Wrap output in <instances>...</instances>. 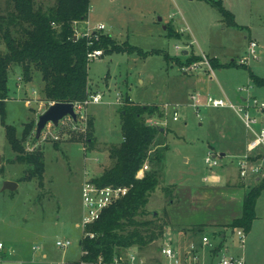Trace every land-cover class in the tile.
<instances>
[{"label": "rangeland", "instance_id": "374dc122", "mask_svg": "<svg viewBox=\"0 0 264 264\" xmlns=\"http://www.w3.org/2000/svg\"><path fill=\"white\" fill-rule=\"evenodd\" d=\"M54 1L37 3L46 7ZM221 2L234 15L235 25H228L218 7L206 0H91L88 18L78 23L77 32L94 31L104 23L105 29L98 31L110 34L118 45L126 42L142 52L106 53L103 49L102 55L91 58L89 79L93 93L100 92L103 100L82 106L76 121L67 117L57 126L50 122L37 140L38 116L51 103L42 92L41 72L36 70L26 82L20 66L10 69L6 120L15 125L26 151H42L45 168L41 180L24 177L28 166L16 159L0 117V264H66L80 259L82 183L86 175L98 177L113 164L109 148L122 140L121 110L127 95L159 108L145 114L147 123L160 128L149 155H162L161 161H148V170L159 169L160 185L146 210L160 216L170 213L173 221L168 227L173 232L207 230L216 244L221 239L218 233L224 231L226 254L248 255L246 264H264V190L244 244L236 229L225 223L241 211L243 194L257 181L252 173L241 177L236 164L248 140L244 124L232 108L195 106L191 97L197 94L204 103L211 94L238 104L245 94L239 91L243 86L264 102V86L251 77L254 73L264 78V0ZM7 4L8 0H0V14ZM250 40L258 43V56L242 63ZM0 50H5L2 40ZM192 63L198 68L186 70ZM166 103L170 106L165 107ZM90 119L94 121L92 138L87 136ZM209 151L219 154V166L207 165ZM259 174L263 177L264 170ZM6 180L17 181L18 188L4 190ZM168 185L174 186L172 197L164 194L163 187ZM198 219L219 223L186 228L173 223ZM58 239L71 244L59 247ZM163 241L175 243L174 235L166 231L162 239L132 248L153 258Z\"/></svg>", "mask_w": 264, "mask_h": 264}, {"label": "trees", "instance_id": "16d2710c", "mask_svg": "<svg viewBox=\"0 0 264 264\" xmlns=\"http://www.w3.org/2000/svg\"><path fill=\"white\" fill-rule=\"evenodd\" d=\"M206 1L218 7L228 25L236 24L234 15L221 0ZM90 7L91 0H55L46 7L37 0H8L5 12L0 14V40L5 44V50H0V117L6 139L17 153L16 159L28 166L25 178L41 180L45 159L41 150L26 151L15 125L6 120L10 69L20 66L21 77L26 82L33 79L36 70L40 71L46 100L74 103L84 101L94 91L88 73L89 54L94 49H104L106 53L142 52L126 42L118 45L110 34L100 31L75 37L76 23L87 20ZM251 77L257 85L264 86L263 77L254 73ZM158 110L157 105L141 104L129 95L125 97L121 110L122 140L109 148L114 162L93 180L101 186H127L129 190L106 207L98 219L86 225L80 240V259L66 264H97L100 256L110 262L130 247H143L164 237L170 225L168 213L164 211L160 216L156 211L146 210L152 193L160 185L159 169L152 167L142 178L136 177L146 161H161V154L149 155L160 128L145 120V114ZM88 127L87 136L92 138V119ZM26 135L25 131L23 136ZM253 160L259 161V158L253 157ZM163 190L165 196L172 197L174 186H164ZM263 190L264 175L245 191L241 214L226 227H241L248 233L257 216L256 204ZM220 247L218 244L214 252Z\"/></svg>", "mask_w": 264, "mask_h": 264}, {"label": "built area", "instance_id": "2783aa9c", "mask_svg": "<svg viewBox=\"0 0 264 264\" xmlns=\"http://www.w3.org/2000/svg\"><path fill=\"white\" fill-rule=\"evenodd\" d=\"M88 23V21H87ZM78 23H76V26ZM75 31L77 36H82L90 34L94 31H102L105 29V24L100 23L96 26L94 31H86L84 33H78ZM259 45L256 41L250 40L247 54L244 55L241 59L242 63H245L249 60L250 56L257 57ZM103 54L102 49H94L89 56L91 58L100 56ZM197 63H192L186 67V70L194 71L198 68ZM212 70L211 66H209ZM240 92H245L241 96V102L236 104L230 99H225L223 97H215L213 95H208L206 101L203 103L199 102L198 95L192 94L193 104L199 106L200 104H205L212 107H229L232 108L239 118L248 134V140L246 143L245 151L238 156H236V164L239 168L240 176L246 177L248 174L252 173V176H261L259 173H262L264 170V102L260 101L257 97L250 93L249 87H239ZM103 100V95L98 93H92L87 99L81 102H74L75 111L79 117V109L88 103H100ZM117 102H120V97H117ZM170 106V103H166L165 107ZM179 104H174L176 109ZM174 116L177 117V112L175 111ZM71 116H66L65 118ZM64 118V119H65ZM63 120V119H62ZM61 120V121H62ZM74 120V119H73ZM78 120V118H77ZM76 121V120H74ZM219 154L209 151L205 157V162L209 167L219 166ZM253 157H258L259 161L253 160ZM149 169V163L146 161L142 167L137 171L136 177L142 178L145 172ZM94 177H89L86 175L82 183V204H83V214L80 223V227L85 230L87 224L94 222L98 219L103 212V210L115 202L117 199L123 197L127 194L129 187L127 186H114L106 185L101 186L97 184L94 180ZM206 176L204 180H208ZM216 180V179H215ZM239 240L241 243H245L247 232L241 228H235ZM91 237H94V234H90ZM56 244L59 247L65 248L68 247L71 242L70 240L58 239ZM219 243H215L212 237L209 234L203 233L200 237V241H191L188 246L184 249L175 246L172 242L163 241L158 249V253L153 258L147 257L145 254L140 252L139 249L128 248L123 251L121 254L116 255L112 261L105 262L103 257L98 258L97 264H246L245 259L240 256L228 255L223 251V248H219V255L215 257V248ZM3 245L0 243V248ZM227 251V250H226ZM205 254H208L212 260L207 261L204 257ZM82 264H85L82 262Z\"/></svg>", "mask_w": 264, "mask_h": 264}, {"label": "crops", "instance_id": "0c3cea01", "mask_svg": "<svg viewBox=\"0 0 264 264\" xmlns=\"http://www.w3.org/2000/svg\"><path fill=\"white\" fill-rule=\"evenodd\" d=\"M184 52L185 53H189L187 50H185ZM175 104H179L178 101H175ZM245 148H246V145L244 146L243 152L245 151ZM220 154L221 155H224L225 152H221ZM260 177L261 176H256V179L259 180ZM212 178L216 179L217 177L213 176ZM243 196H244V194H243ZM243 196L241 198V211L239 213H237V214L231 215L228 220H225L226 221L225 223H230L235 217H237V216H239L241 214V212H242ZM169 218H170V222L173 221V218H172V216H171L170 213H169ZM173 223L175 224L176 227H185L186 228L189 225H196L198 223H200V224L216 225L219 222H209V221H206V220H203V219H198V220H191L190 222H187L188 224H186V223L185 224H181L179 222H173ZM215 231H212V232L214 233ZM167 232H168V234H173L174 235L175 243H173V242L172 243L175 246H178V247H180L182 249L186 248L191 241L199 242L200 241V233L201 232L202 233H205V234H208L209 233V232H207V230H201V231H199L200 232L199 233L198 231L195 232L194 230H188L187 228L186 229H181V230L180 229H175L174 232H173V230H171V227L170 226L167 228ZM218 234L220 235V238H221V239H219V242L218 243L222 247V245L224 244V240H225V233H224V231H222V232H220ZM209 235L211 237H214V236H212V233H209ZM178 238H180V240H177ZM227 251H228V249H227ZM219 253H220L219 251H216L215 252V257L217 255H219ZM45 254L46 253H44L43 255H45ZM237 256L243 257L245 259V262H247L246 260L248 258L250 259V256L248 257V255L241 256V255L238 254ZM204 257L206 258L207 261L212 260L208 254H205Z\"/></svg>", "mask_w": 264, "mask_h": 264}, {"label": "water", "instance_id": "95a60500", "mask_svg": "<svg viewBox=\"0 0 264 264\" xmlns=\"http://www.w3.org/2000/svg\"><path fill=\"white\" fill-rule=\"evenodd\" d=\"M161 20V18H159ZM77 37V35H75ZM71 116L77 120L78 116L75 111V104L73 102H51L45 111L38 116L36 124L35 140L41 137V134L47 124L52 122L55 126L59 125L60 121L66 116ZM18 182L13 180H6L3 189L15 190L18 188Z\"/></svg>", "mask_w": 264, "mask_h": 264}]
</instances>
